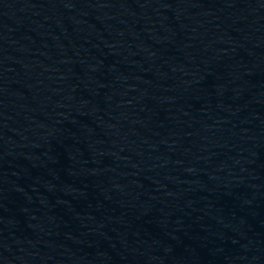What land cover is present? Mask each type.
<instances>
[{
    "label": "water",
    "instance_id": "1",
    "mask_svg": "<svg viewBox=\"0 0 264 264\" xmlns=\"http://www.w3.org/2000/svg\"><path fill=\"white\" fill-rule=\"evenodd\" d=\"M0 264H264V0H0Z\"/></svg>",
    "mask_w": 264,
    "mask_h": 264
}]
</instances>
